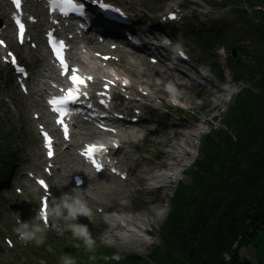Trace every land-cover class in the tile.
Here are the masks:
<instances>
[{
    "label": "trees",
    "instance_id": "16d2710c",
    "mask_svg": "<svg viewBox=\"0 0 264 264\" xmlns=\"http://www.w3.org/2000/svg\"><path fill=\"white\" fill-rule=\"evenodd\" d=\"M240 2L251 7H264V0H223L225 5ZM255 12L258 15L262 13L258 22L264 25V9L253 10L251 15ZM250 54L259 55L254 48ZM262 56L264 54H261L262 63L257 66L258 79L243 88L242 94L235 95L229 110V113L233 111L232 117L225 121L223 128L215 130V139H207L209 157L206 151L203 156L200 151L195 159L197 161H194L199 172L195 173L188 187L191 186L196 191L195 197L188 200L186 190L182 188V202L168 212L167 222L171 229L160 234V242L153 245L151 252L145 257L133 255L131 258H122L115 264H253L241 256L240 248L253 239H264L257 235L258 231H264V194H261L264 191V133L258 135L262 131L260 123L264 122ZM254 88L262 90L255 95V104H252L250 98L255 94ZM237 120L243 121L242 130L234 127ZM228 128L232 131L227 130ZM210 135L200 139L202 145ZM232 137H238V140L235 141ZM213 146H216V155L222 152L225 156L223 164L227 166L229 175L223 169L218 171L213 168L217 157L213 156ZM232 165L240 169L241 174H247V177L232 175ZM222 194L229 197L222 200ZM237 199L241 200L240 204ZM173 242V247L178 244L179 253L175 254L174 259L170 256L171 250L168 254L170 248H164L167 243ZM68 251L70 257L78 254Z\"/></svg>",
    "mask_w": 264,
    "mask_h": 264
},
{
    "label": "rangeland",
    "instance_id": "374dc122",
    "mask_svg": "<svg viewBox=\"0 0 264 264\" xmlns=\"http://www.w3.org/2000/svg\"><path fill=\"white\" fill-rule=\"evenodd\" d=\"M142 1L149 8L150 12L154 14V16L162 14L163 17L166 16V13L169 10L173 9V5H180L182 3L184 5H187L191 9L192 14H195L202 18L206 26L209 25L207 21V17L209 15L215 17L221 13L222 17L225 16V18L228 19V31L225 40L226 45L223 46V43L219 45L216 42L214 43L215 46H218L216 48L217 50L215 49V54H217L218 61L223 66L226 65L225 57L227 56V52L230 51V49L234 45V42L232 41L234 38L241 42H251V48H254V51L258 52L259 55L253 56V58L250 59V56L245 53V50H243L244 54L242 56H239L237 53L234 55V57L242 58L239 70L242 71V74L244 76L238 79H233V81L229 82L227 84L229 90L224 92L221 90L219 91L218 89L212 93H210L209 90H203V93H195L194 91L182 85H179L178 83L174 84V82H169L170 84H174L176 86L175 90L173 89V87L168 86V93H164V95L167 97L168 95H170L174 100V96L180 99V106L178 111L180 114V119L179 121L168 125V128L171 129L170 132L160 138L154 139V143L148 145V147L146 148V153H144V155L142 156V163L144 165L148 164L149 161H159L161 159V155L159 154V152L164 151L162 150V148L168 150V152H171L169 146H163L160 143L164 140H177L178 135L176 134V131H181V129L187 131L186 135L188 137V143L182 145L176 144V147L172 148V151L175 150L177 153L178 161L172 158H168L167 161V158H164V162H166V165H168L169 167L168 173H166L167 178H164L166 180L165 183L168 184V186L166 188L160 187L157 190H153L151 195L144 201V204H130L128 207L113 211L109 214L108 218H106L105 215H102L98 216V218L95 220L98 225L100 224L101 220H105V225L102 227L103 231L96 240H98V242L100 243H105L106 245L112 246V248L117 251L115 257L124 256L126 258H131L133 255L143 257L147 256L151 252L153 245L157 244L158 237L160 235V233H158V229H162V233L164 231H168V228L169 230L171 229L167 222V211L173 210L177 204H181L182 198L184 196V193L174 191L177 186H179L178 188H180L185 185L188 200H192L195 197L196 191L192 189L191 186L187 187V182H189L190 180L192 181L195 176H192L191 178V175H187L186 173L189 172H187L186 167H188L189 164L193 162L196 156V152L194 151H197L199 147L198 137L206 133V131L211 128L210 126L212 123L214 124V126H216L215 130H220L221 128H223V122L232 117L233 111L231 110L229 113V110L233 105L232 103L235 95L242 94L244 92L243 88L248 87L251 83L255 82L258 79L257 66L262 63L261 54H264V25L260 22H258V24L256 25L254 23L256 19H250L248 14L249 11H247V14L244 11V5H242L243 7H239L238 12L234 13L232 9L228 10L227 6H222L216 0ZM203 8H206V11L203 12ZM248 8V10L253 9L252 7ZM207 12H209V14L205 17V14ZM259 15L262 16V13H259ZM229 20L233 21V24H229ZM186 21L187 19H184L183 24L189 23L191 28H197V25L194 21ZM171 22L172 21H170V23ZM214 30V27L208 26V32H213ZM202 32H204L203 29L198 32V38L202 40L203 43H208ZM228 46H230V48H228ZM208 52L212 54L210 51ZM224 68L226 72H229L226 69V66ZM113 69L117 70L120 69V67L114 65ZM261 90L262 89L254 88L253 92L255 94L252 96V98H250V102L252 104H255V95H257L258 91ZM251 103H248L247 105L251 106ZM195 114H198L199 116L196 118ZM218 117L221 118V126L219 125ZM183 121H185V124H182ZM242 124V120H237V122L234 124V127L237 128L238 125L242 126ZM260 127L262 128V131L258 132L259 136L264 133V122L260 123ZM15 134L19 135V141L17 143L19 149L25 150L26 148H29L35 144L29 133L23 134L20 132V134ZM149 140L150 138L148 137L144 138L145 143H147ZM158 144H160V146H158ZM203 148L204 146L201 148V150L205 152L206 148H204V150ZM215 148L216 146H213L214 153ZM156 153L158 157L157 160L154 158V155ZM224 159L225 156L222 154V152L217 153L216 163L214 164L213 168L219 171L221 169V166L223 165ZM112 194H117V192L114 191L112 192ZM168 208L170 210H168ZM151 209H156V212H151ZM129 211H133L132 216H134L136 213L146 211L147 214L144 216L148 219V222L142 225L140 224V221L137 220L125 221L122 218V215ZM109 221H111L112 224L114 222H118L120 226L112 227L110 226ZM257 235L261 238H264V231H258ZM168 239L171 238L168 236ZM258 241L259 243L257 244ZM50 245H52L53 248H50ZM173 245L174 242L172 244L167 243L164 248H170L168 250V254L171 250L170 256H172L174 259L175 254L179 253L177 250L178 244H176L174 247ZM54 248L58 249L59 247L51 244L50 242H47V249L45 251L50 256L49 261H51V263L53 264L57 260V258H55L56 255L54 253ZM5 253V251H2L1 254ZM240 254H244L249 257L253 264H260L264 256V239H253L248 245L241 246ZM58 255H61L60 252L58 253ZM101 257V255H94L92 253L83 257L75 256L73 259H71V264H99L94 262H98L99 258ZM30 261L33 264H43L44 258L43 256H41L37 260L33 259ZM56 264L66 263L62 262L59 259Z\"/></svg>",
    "mask_w": 264,
    "mask_h": 264
},
{
    "label": "snow or ice",
    "instance_id": "6c2138e0",
    "mask_svg": "<svg viewBox=\"0 0 264 264\" xmlns=\"http://www.w3.org/2000/svg\"><path fill=\"white\" fill-rule=\"evenodd\" d=\"M15 8L19 12L21 10L22 6V0H12ZM94 3L98 4V6L102 10H114L117 13H120V9H112V6L108 3H105L104 0H93ZM49 3V10H55L59 9V11L67 15L69 11L78 12L81 15L83 14V4H77L74 2V0H48ZM122 15V13H120ZM171 19H175V14H170ZM15 23L18 28L17 32V38L23 42L24 36H25V25L21 22V19L18 16H14ZM49 35V45L52 49V53L55 56L56 60L59 62L60 68H61V75L67 76L68 80L71 82V87L67 89H61L63 92V95L60 96H53L48 100V104L50 105L52 111L57 114L56 124L59 125L63 131L64 138L67 140L69 138V126L65 122V118L72 115V110L69 107L72 104L78 103L80 101V98L82 96H87L88 93L85 91H82V88H87L88 82L93 79L92 76H84L79 74V69L76 67H70L67 63L64 51L66 48V44L64 41L55 40L51 33ZM4 41L0 40V45H3ZM181 55H183L181 53ZM8 57L11 58L10 62L13 65H16L17 61L15 56L12 53H8ZM107 59V57H105ZM6 62L7 59H6ZM17 71L24 73L23 68H17ZM70 71V75H69ZM26 74V73H25ZM109 83H112L109 81ZM125 84L128 83L127 80L124 81ZM23 87V85H22ZM105 89H107L108 84L106 83L104 85ZM106 94V93H105ZM103 103V101H101ZM41 132L44 137V144L47 149V155L51 159L54 155L53 151V140L52 137L45 131H43V127H41ZM117 146V145H114ZM101 152H107V149L103 144H88L85 145L84 149L81 152V155L89 160L93 167L96 169L97 172L102 171L103 165L96 159L97 154ZM113 172L116 171V169H112ZM45 190L48 189V185L45 181L39 180L37 181ZM47 209H48V203L47 199L42 200V206H41V216L44 218L45 222H47Z\"/></svg>",
    "mask_w": 264,
    "mask_h": 264
},
{
    "label": "bare ground",
    "instance_id": "6f19581e",
    "mask_svg": "<svg viewBox=\"0 0 264 264\" xmlns=\"http://www.w3.org/2000/svg\"><path fill=\"white\" fill-rule=\"evenodd\" d=\"M82 3L84 2V0H80ZM231 9L233 10V12L234 13H236V12H238L239 11V6L237 5V4H233L232 5V7H231ZM183 11H185V12H190V13H192V11H191V9L189 8V7H187V8H184L183 9ZM195 15V14H194ZM198 16L197 15H195L194 16V19L195 18H197ZM189 24V23H188ZM191 24V23H190ZM229 24H233V21H231V20H229ZM264 38V37H263ZM207 40H208V42L210 43V45L209 44H205L207 47H211V44H212V42H213V40L212 39H210V38H207ZM173 41H175L173 38H170V37H168V45L169 46H172V48H176V46L175 45H173ZM200 41H202V40H200ZM200 43V42H199ZM218 46H215V49L217 48ZM228 48H230V46H228ZM217 50V49H216ZM200 70V72L201 73H199V75H197L196 77L197 78H204V79H206L208 82H210V83H213V81H212V78H209V76H208V74L207 73H205V72H202L201 70V68L199 69ZM125 76V78H130L129 76H127V75H124ZM255 77V76H254ZM173 82H174V80H175V78L174 77H171L170 78ZM235 79H238V77H235ZM174 83H176V82H174ZM172 86H173V84H172ZM175 90V89H174ZM207 90H209V88H206V90L205 91H207ZM219 91H220V89H219ZM197 93V92H196ZM112 115V114H111ZM111 115H109V116H111ZM109 116L107 117V119L109 120ZM199 115L198 114H195V117L197 118ZM218 122H219V125L221 126V124H222V122H221V118L220 117H218ZM182 124H185V121H183L182 122ZM211 128V130H212V132L214 133V135H215V128H216V126H214V124L212 123L211 124V126H210ZM237 129L238 130H242L243 129V126H241V125H238V127H237ZM227 130H229V131H232L230 128H228ZM176 134L178 135V138H177V140L176 139H173V140H171L170 142H168V141H166V140H164V141H162L160 144L161 145H163V146H169L170 147V149H171V152H168V150H165L164 148H162V150H164V151H162L161 153H160V155H161V159L159 160V162H164V158H169V159H176L177 161H178V158H177V153H176V151L174 150V151H172V148H175L176 147V144L177 145H182V144H187L188 143V137H187V131L186 130H184V129H181V131H176ZM206 135H202L199 139H198V142H199V140L200 139H202L203 137H205ZM237 136V135H236ZM233 138V140H235V141H237L238 140V137H232ZM160 144H158V146H160ZM208 144H209V142L206 140L205 141V145H206V155L209 157V148H208ZM239 144V143H238ZM194 152H196V151H194ZM213 156H217L215 153H213ZM141 167H144V165H142ZM196 168V166L195 165H193L192 167H191V170H194ZM142 169V168H141ZM221 169H223V172L225 173V174H228L229 175V171H228V168H227V166L226 165H222L221 166ZM166 173H168V169H165L162 173H161V175H160V178H162V179H164V178H167V174ZM180 173V172H179ZM178 173V174H179ZM11 174V173H10ZM231 174L233 175V174H238V175H240L241 174V171H240V169H238V168H236L235 166H233L232 165V167H231ZM12 176V175H11ZM158 175L157 174H155V177H157ZM241 176L242 177H247V174H241ZM63 182V181H62ZM262 181H260V183H261ZM65 183V182H64ZM259 183V184H260ZM174 191H177V192H181V193H183L182 192V188H178V187H176L175 189H174ZM261 194H264V191L262 190V193ZM222 200L223 199H227L229 196L228 195H224V194H222ZM237 203H241V200L240 199H237ZM156 209H151L150 211L151 212H156L155 211ZM168 210H170L169 208H168ZM170 212H171V210H170ZM215 212V211H214ZM147 213H146V211L145 212H141V213H136L134 216H132L133 215V211H129V212H126V213H124L123 215H122V218L125 220V221H130V220H137V221H140V224H142V225H144V224H146L147 222H148V219L144 216V215H146ZM27 217H29L28 215H26ZM122 219V220H123ZM121 220V221H122ZM109 223H110V226H112V227H119L120 226V224L118 223V222H114L113 224L111 223V221H109ZM161 227H162V225H161ZM161 230L162 229H158V233H162L161 232ZM134 233V232H133ZM137 236V235H136ZM0 239H2V237L0 238ZM72 244H75V245H77V246H79L80 247V250H82L81 248L82 247H84L85 245H87V244H95V245H98V246H100V247H102V248H112V246H109V245H106L105 243H100V242H98L97 240H93V241H91V243H89V241H85V240H81V239H77V238H72ZM31 256H33L36 260L37 259H39L41 256H42V254H41V251H39V252H37V251H32L31 252V254H30Z\"/></svg>",
    "mask_w": 264,
    "mask_h": 264
},
{
    "label": "clouds",
    "instance_id": "9594fccd",
    "mask_svg": "<svg viewBox=\"0 0 264 264\" xmlns=\"http://www.w3.org/2000/svg\"><path fill=\"white\" fill-rule=\"evenodd\" d=\"M65 210L67 212V218L71 220H76L77 217L80 215H91V210L88 208L86 202L79 196L73 195L71 197H66L61 204H54L51 208H48L47 216L59 218L64 215ZM39 218L43 219L41 213H39ZM17 224L18 227L15 231L18 234L19 239L25 243L31 241L39 243L40 241L37 239V234L43 233L45 228L47 227L46 224L43 227L40 224L30 226L28 223L23 222L21 220H17ZM74 231L77 235L83 236L85 239H88V232L86 226L77 225L75 226ZM89 243H91L90 239Z\"/></svg>",
    "mask_w": 264,
    "mask_h": 264
}]
</instances>
